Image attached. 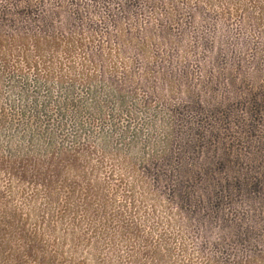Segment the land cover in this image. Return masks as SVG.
Segmentation results:
<instances>
[{
  "label": "rangeland",
  "instance_id": "374dc122",
  "mask_svg": "<svg viewBox=\"0 0 264 264\" xmlns=\"http://www.w3.org/2000/svg\"><path fill=\"white\" fill-rule=\"evenodd\" d=\"M96 2H89V12L85 14L86 21L92 18L97 31L91 53L74 44L69 56L63 49L43 50L41 56H36L20 49L16 41L6 55L9 67L3 68L0 61V217L4 209L7 214L14 213L13 209L15 215L29 214V196L35 189L39 191L35 203L40 207L45 202L43 187L28 181L49 180L55 168L66 171L67 162L60 150L70 153L76 144H83L85 147L76 157L77 164H83V155L88 157L82 172L105 190L112 214L120 220H135L142 230L139 243H122L118 236L110 248V241L104 240L102 254L91 256L85 250L79 251L88 257L85 264H185L186 256L180 254L182 244L193 264H205L201 250L208 254L223 251L221 255L226 257L227 250L223 241L220 243L222 236L219 238L213 224L205 225L210 236L208 245L192 243L190 236L197 233V227L188 218L200 219L199 211L204 214L202 205L210 201L202 194L207 200L194 208L185 197L176 196L172 188L178 183L190 186L189 196L197 198L202 185L239 181V190L213 187L208 197L220 198V212L233 230L239 225L242 229L246 224L251 226L262 239L255 247L264 249V190L256 192L255 186V176L264 171V166L255 170L250 163L257 162L251 153L257 151L264 157V106L259 111L251 101L243 106L237 98L228 99L235 88L227 93L216 73L219 68L227 76L236 79L239 73L247 79L249 66L264 62V44L253 59V48L259 44L256 31L248 25L247 29L241 28L233 20L226 27V50L222 51L219 44L213 45L214 26L203 25L198 17L191 25L182 26L188 34L183 51L153 47L148 41L147 52L142 54L137 52L141 46L138 40L131 42L123 32L119 38L101 36L106 31L118 33L104 20L112 23V16H117L122 23L119 30L124 32L131 21L120 16L115 5ZM36 13L35 9L27 13L23 10L31 19ZM138 17V24H142L144 13ZM18 27L22 29L20 23ZM172 32L175 35L176 28ZM73 37H77L75 33ZM215 47L210 59L216 60L218 68L210 70L207 63L206 73H202L200 66L210 55L207 51ZM142 60L147 67L140 81ZM25 61L36 64L35 68L24 66ZM159 70L162 74L157 73ZM86 74L91 80H84ZM123 74L128 75L129 84L120 93L113 82L121 80ZM211 127L217 129L228 154L224 153L223 143L209 133ZM77 164L75 169H80ZM5 204L10 209L4 208ZM39 213L42 214L36 212ZM36 218L31 214L32 224ZM111 227L109 233L123 231L116 225ZM16 228L7 229L0 223V264H6L12 255L7 240ZM159 232L170 236L169 246L159 240ZM44 238L48 239L47 234ZM141 240L143 244L147 240L145 248ZM239 242H235L231 253L254 248L251 244L242 247ZM59 250L66 260H80L69 246ZM131 251L135 257L132 263L127 256Z\"/></svg>",
  "mask_w": 264,
  "mask_h": 264
},
{
  "label": "trees",
  "instance_id": "16d2710c",
  "mask_svg": "<svg viewBox=\"0 0 264 264\" xmlns=\"http://www.w3.org/2000/svg\"><path fill=\"white\" fill-rule=\"evenodd\" d=\"M96 1L0 0V5L3 3L0 6V61L3 63V68L9 67V60H7L6 55L9 54L8 51L13 48L16 41H19L20 49L34 52L36 56H41V52L48 49H63L65 55L69 56V52L74 44L81 51L91 53L97 31L92 18L86 21L85 14L89 12V2L97 3ZM106 1L109 4L115 5L120 11V16L123 15V18H128L131 23L128 24L124 32L123 29L119 30L122 23L117 20L118 17L112 16V23L109 20H104V22L115 27L118 33L114 34V32L106 31L101 36L107 35L109 38L112 36L119 38L120 33L123 32L131 42L136 39L138 40L141 46L137 52L140 51L142 54L147 52L148 41H152L153 47L166 48L169 46L171 50L177 49V51H183L184 42L188 34L182 26L191 25L198 17H200L203 25L214 26L213 33L215 40H213V45L219 44L222 51L226 50L223 44L227 32L226 27H229L228 23L233 20L241 28L246 26L247 29L248 25L256 31L259 44L253 48V59L260 54V47L264 44V0H102L104 3ZM70 8H73L72 11ZM24 9L26 13L34 9L38 13H36L34 19H31L29 15L23 14ZM141 13H144L145 18L142 24H138V14ZM19 23L22 29H19ZM23 25H25V29ZM215 25L219 27L217 30ZM172 28H176L177 32L175 35L172 32ZM74 33L77 37H73ZM215 49L216 47L207 51L210 55L200 66L202 73H206L207 63H209L208 67L211 68L210 70L218 68L216 60L210 59ZM154 56L156 57V55ZM157 61L155 58V62ZM186 62L187 60L183 63ZM23 64L28 68H35L36 66V64L29 61H25ZM146 67V62L142 60L140 64L142 73L139 74L140 81L143 80L142 74L145 73ZM125 68V72L129 73L128 68ZM247 71H250L247 72V79L242 78L239 73H237L238 77L236 79L232 76H227L219 68L216 73L222 78L227 93H230L235 88L230 96L227 97L228 99L231 98L233 100L237 98L238 102H241L243 106L247 103V100L251 101L255 105V108L260 111L264 106V62L257 64V66H254L252 63ZM157 73L162 74V71L159 70ZM128 79V75L123 74L121 80L113 82V87L120 93L124 92L129 84ZM84 80H91V76L86 74ZM237 83L239 86H237ZM197 94L200 98V94ZM212 127L209 129V133L221 143L222 138H219L217 129H212ZM223 145L224 153L228 154V147L226 146L225 148L224 143ZM83 147H85L83 144H76L70 153L66 152L68 151L67 149L60 150L63 153V159L67 162L66 166L68 168L66 171L62 172V169L60 171L59 168H55L52 170L53 173L49 177V180L47 179L41 183L28 181L29 183L38 184V186L43 187L41 195L45 202L40 207L36 206L35 203L39 195V191L35 189L29 196V201H31V204H29L30 213L26 216L15 215V209H13L14 213L12 214H7V209L3 210L2 217H0L1 225L7 229H12L14 226L17 227L11 232L13 236L7 240L9 251H12V255L6 264H26L27 260L32 261L31 264H85L88 257L84 256V254H79V251L85 250L91 256L102 254L104 240L110 241L109 248L112 247L111 245H113L115 238L118 236L121 237L122 243L133 241L139 243L138 241L142 235L140 224H137L135 220H120L112 214L111 210H109L111 202L105 196V190L97 182L93 183L92 178L88 177L85 172H82V167H86L88 164V157L83 155V164H77V154H79V151ZM184 149L186 150V148ZM256 152L250 155L257 162L254 164L247 161L252 164V169L260 170L258 167L264 166V157L261 158ZM254 154H256V157ZM179 155L184 154L180 152ZM244 159L245 156L243 155L242 160ZM75 164L80 169H75ZM9 172L12 175L17 174L12 172V170H9ZM34 173L37 176L38 173ZM258 173L260 175L255 176L256 192L264 190V171L261 170ZM69 175H71V178H69ZM24 177L25 175L23 174ZM18 179L20 178L18 177ZM183 184H173L172 189L176 192V196L185 197L186 203L193 204V207L197 208L203 203L202 200L208 199L210 201V203L206 202V205H202L201 207V211L206 215H202L199 211L200 219L196 216L188 218L197 227V233L190 236L192 243L199 245L203 242L208 245L210 236L208 228L207 230L205 229V225L210 227L213 224L218 229L219 238L222 236L220 243L223 241L222 245L227 250L226 257H222L223 251L220 254H210L211 251H209L208 254L206 251L201 250L205 264H264V249L260 245L255 247L262 242L261 236L251 226L248 227L247 224L246 228L242 229L239 224L235 223L240 227L236 226V230H233V226L228 224V220L220 212V198L211 199V196L208 197L213 187H219L221 190L224 189L226 191L231 187L239 190L241 187L239 181L237 183L230 182L228 185H202L200 186L201 193L196 194L197 198L189 196L190 186L188 187ZM8 186L12 193L11 184ZM61 194L63 195L61 196ZM202 194L206 195L207 199ZM6 206L10 209L9 204H5L4 208ZM37 211H41L42 214H36ZM192 211H194L193 208ZM31 214L37 216V221L33 222V224L31 222ZM207 218L210 219L208 220ZM179 222L181 224L183 220ZM168 223L171 226V223ZM112 225H116L123 231L109 233ZM181 233H184V231H181ZM45 234H47L48 239L44 238ZM158 235L161 242L167 246L170 245V236L165 232H159ZM224 236L229 237L224 239ZM239 240L241 241L239 242ZM235 242L241 243L242 247L251 244L254 248L253 250L241 248V254L231 253L230 250L235 251ZM230 243L233 245L231 246ZM142 244L143 241L141 240ZM146 244L147 240H145L143 248L146 247ZM67 246H69V250L74 255H79L77 259L80 260H76V258L70 260L64 259L63 252L59 249ZM53 247L58 251L53 250ZM187 251L185 244H182L180 246V254L186 256L185 264H193ZM127 256L131 263L134 262L135 257L132 251L128 252ZM177 263L165 262L164 264Z\"/></svg>",
  "mask_w": 264,
  "mask_h": 264
}]
</instances>
